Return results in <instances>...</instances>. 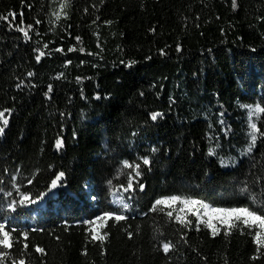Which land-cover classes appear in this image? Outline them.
Returning <instances> with one entry per match:
<instances>
[{
	"label": "trees",
	"instance_id": "obj_1",
	"mask_svg": "<svg viewBox=\"0 0 264 264\" xmlns=\"http://www.w3.org/2000/svg\"><path fill=\"white\" fill-rule=\"evenodd\" d=\"M57 1L0 0L15 14L0 20V223L16 230L3 264H264L254 231L213 236L150 211L176 195L264 214V136L246 151L248 106L264 107V0H69L54 21ZM123 161L141 163L144 190L92 240L83 222L117 212L107 182Z\"/></svg>",
	"mask_w": 264,
	"mask_h": 264
},
{
	"label": "snow or ice",
	"instance_id": "obj_2",
	"mask_svg": "<svg viewBox=\"0 0 264 264\" xmlns=\"http://www.w3.org/2000/svg\"><path fill=\"white\" fill-rule=\"evenodd\" d=\"M233 8L235 9L237 7L236 0H232ZM69 6V0H62L60 4V11L54 12L53 15L55 16L56 20L60 19L61 14H63L65 17L67 16V13L64 12V9ZM21 15V25H23V13ZM12 18V21H15V14L9 13L8 16H0V20H8V17ZM37 24L40 23L39 20L36 21ZM10 27L13 26L12 22H10ZM32 25H27L26 27L22 26H16V30L23 33L25 39H29V31L32 30ZM79 40V37H77ZM47 48V45L44 46ZM38 55L36 56L37 62L40 61L41 57L45 55V52L37 49ZM56 51H62V49H56ZM69 51H74V49L70 48ZM177 51H180L179 46H177ZM161 54H163V50H161ZM70 63V62H69ZM134 63V62H130ZM29 75H32V73H29ZM62 75V74H61ZM59 78V77H57ZM52 86L49 85V92H51ZM249 109V136H250V143L247 148V152H251L252 148L255 146L258 135L264 136V131H261L258 127L256 122L252 120V117L255 116L257 118L260 117L261 114H264V107H262L260 104H256L255 106H248ZM9 110L5 109L4 111H0V122L3 123V125L8 124V119L6 118L5 113ZM161 114L160 113H153L151 115L152 120H156ZM4 131L3 127H0V133ZM56 147L59 150L63 147V143L61 140L56 141ZM157 149L153 148L152 151L155 152ZM210 155L213 154L211 151L209 153ZM140 160L142 161L143 165H149L150 159L148 157H141ZM223 163V162H222ZM141 163H129L128 161L122 162V168L123 169H130V171L127 174V183L126 186L121 184L119 186V189L116 191H113L110 188V192L115 199V203L120 206L122 210H127L130 208V204L125 201L124 193H133L138 188L140 191L144 190V185L142 183L138 182V178L142 175L140 169H141ZM120 170H118V175H120ZM64 177V173L60 172L55 175V177L51 180L50 183V190L55 189L62 183V178ZM13 187H15V180L16 177H13ZM29 183H31V180H29ZM108 185H112V180H109ZM19 191V189H16ZM243 190V189H242ZM7 195H11V193H7ZM43 195V194H41ZM95 199V197H93ZM129 199H131V196H129ZM35 200H32L30 196L26 193L21 194V199L19 201L20 204L25 203H35ZM17 201H12L9 203L8 207L12 210H15V205ZM179 204L181 207L176 208L175 206ZM164 206V207H161ZM171 209L165 213V215L172 220L174 218L175 222L180 224L183 227L190 226L193 221L190 220L188 217L189 215L196 217V224H197V230H199V225L203 224L204 227L211 230V233L213 236L218 235L221 227H225L224 234L227 236L231 234V230L234 228H247L250 233L254 231L253 235V242L256 245V251L257 253H261V250L264 249V214H261L260 212L253 210L249 207H232V208H223V207H214L212 205H209L201 200L188 198V197H181V196H170V197H163L160 199H157L153 205L150 211L156 212V211H164V208ZM175 213V216H174ZM126 216L121 213L117 212H111V211H105L101 215L96 216L94 219L89 221H84L83 223L91 226V232L89 233L91 235L92 240H100L103 241L107 233H104L103 235L100 234L99 229H103L107 226V222L109 220H115V221H122L125 220ZM15 229L12 230H6V225L4 223H0V264H3V261L9 257V251L15 241L13 240V233L15 232ZM22 235L26 238L27 233H22ZM129 236H131V233H129ZM172 245L170 243H164L163 244V251L167 253ZM28 249V244L25 242L23 244L22 254L26 252ZM35 252L43 254L44 249L37 246L35 247ZM258 257L254 256L252 259H257ZM12 264H26L25 259L21 258L19 261L16 259H12Z\"/></svg>",
	"mask_w": 264,
	"mask_h": 264
},
{
	"label": "rangeland",
	"instance_id": "obj_3",
	"mask_svg": "<svg viewBox=\"0 0 264 264\" xmlns=\"http://www.w3.org/2000/svg\"><path fill=\"white\" fill-rule=\"evenodd\" d=\"M57 1V0H56ZM58 3H57V5H56V9H55V12H59L60 11V4H61V0L59 1H57ZM63 14H61V16H62ZM60 16V17H61ZM53 20L54 21H57L56 20V18H55V16H54V18H53ZM252 120L255 122V116H253L252 117ZM248 123H249V121H248ZM121 174L120 175H117L116 176V181L117 182H113L112 183V185L110 186L109 185V189L111 188L113 191H115L114 190V188L116 187V185H118V182L120 181V180H122V179H126L127 178V176H126V173H124V172H120ZM124 195V198H125V193L123 194ZM115 199H116V197H114L113 195H112V193H111V204L113 205V207L114 208H116L117 209V213H121L122 212V214H124V213H126L127 212V210H122L121 208H120V206H118V204H116L114 201H115ZM126 201V200H125ZM161 207H164V206H161ZM176 208H179V207H181V205H179V204H177L176 206H175ZM166 208V207H165ZM169 210H171V209H169ZM174 215H175V213H174ZM195 219H196V217H195ZM203 225V224H202Z\"/></svg>",
	"mask_w": 264,
	"mask_h": 264
}]
</instances>
